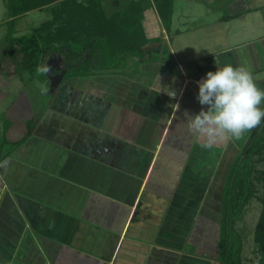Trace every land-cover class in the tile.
Instances as JSON below:
<instances>
[{
	"label": "crops",
	"instance_id": "1",
	"mask_svg": "<svg viewBox=\"0 0 264 264\" xmlns=\"http://www.w3.org/2000/svg\"><path fill=\"white\" fill-rule=\"evenodd\" d=\"M199 1L203 15L172 3L166 26L153 1L130 0L122 10L138 9L142 56H117L46 94L42 82L8 86L0 264H196V251L212 256L202 227L216 218L219 251L223 187L250 132L205 150L183 114L207 110L196 80L225 64L264 89V0Z\"/></svg>",
	"mask_w": 264,
	"mask_h": 264
},
{
	"label": "trees",
	"instance_id": "2",
	"mask_svg": "<svg viewBox=\"0 0 264 264\" xmlns=\"http://www.w3.org/2000/svg\"><path fill=\"white\" fill-rule=\"evenodd\" d=\"M8 10L9 30L6 33V53L15 62L19 71L32 75L38 66L44 65L56 55L57 64L65 69L62 79L88 75L97 66H106L117 56L134 54L141 45L142 35L139 18L133 6L108 14L102 0H5ZM166 26L169 25L173 0H153ZM137 3V2H136ZM47 8L51 18L32 28L29 35L14 36L11 28L15 19L34 9ZM113 57V58H110ZM121 61V60H120ZM41 82L50 84V78L41 77ZM35 118L26 121V133L15 146L24 141L33 131ZM8 143L7 140L4 141ZM10 145V144H8ZM14 145L11 144L10 147ZM3 145L0 146V148ZM264 121L254 128L244 142L242 153L232 162L227 181L222 191L221 235L219 264H243L241 239L235 229V221L254 190V180L260 181L263 194L262 209L254 230V241L262 254L259 264H264Z\"/></svg>",
	"mask_w": 264,
	"mask_h": 264
},
{
	"label": "rangeland",
	"instance_id": "3",
	"mask_svg": "<svg viewBox=\"0 0 264 264\" xmlns=\"http://www.w3.org/2000/svg\"><path fill=\"white\" fill-rule=\"evenodd\" d=\"M105 8L108 12L113 11H120L124 9L127 4H129L130 0H103ZM143 3H152L153 0H140ZM118 2V4L116 3ZM177 2V5H176ZM175 4V7L178 9H185L187 6L191 5L192 8H198L197 13H202L204 10L203 3L201 1H191V0H175L173 1ZM204 9V10H203ZM196 10V9H195ZM49 12L46 11V9H34L30 12H28L26 15H22L20 17H17L15 19V23L13 27L11 28V33L14 36H21V35H29L32 31V28L34 26H38L40 23L48 19ZM8 21V10H7V4L5 0H0V98L1 100L5 99L3 93L5 95H9L8 98L11 97L12 92L9 90V85H23L25 87H29L30 83H36L41 82V77L43 75L39 74L38 71L32 75L31 73L27 71H19L18 68L15 72L17 73L16 76H18L17 80H13V77H10V73L13 70L15 66V62L10 60V56L6 53V46L8 45V41L6 39V33H8L9 23ZM168 29V27H166ZM10 57V58H9ZM55 60L56 55L50 59L48 62V65L51 66L52 71L49 73L51 76H56V68H55ZM8 62V63H7ZM23 72V73H22ZM45 84V83H44ZM46 85V84H45ZM19 87V86H16ZM48 89H50V84H47ZM30 89V87H29ZM6 98L3 102L8 100ZM4 104L0 103V146L5 145L4 141L7 140L6 131L10 125V119L7 115V112L4 110ZM22 128V127H21ZM8 145V143H7ZM264 163L257 164L256 169L263 168ZM219 195L220 188L216 191ZM263 194L262 185L259 180H254V190L251 195V197L248 199L247 204L241 211V213L238 215L236 221H235V229L237 230L239 237L241 239L242 245H241V261L243 264H259L260 259L262 258V254L258 248V245L253 243V233L255 230V226L258 221L259 214L262 209V203L260 201V197ZM217 205V215H219L218 211L220 210L219 207V201L218 197H216ZM222 202V200H221ZM213 208V207H212ZM214 210V209H213ZM211 216L214 217V211L210 213ZM216 217V216H215ZM208 216L205 217L203 220H207ZM208 223V221H206ZM218 226L217 218L215 219V223H213V219L211 220L210 224H205V228L202 227V231H204L203 234V240L205 241V246H213L214 250L213 253L210 256V260H205V255L201 254V251H196L195 255V263L196 264H218V229L216 227ZM202 240V241H203ZM190 259V258H189Z\"/></svg>",
	"mask_w": 264,
	"mask_h": 264
},
{
	"label": "clouds",
	"instance_id": "4",
	"mask_svg": "<svg viewBox=\"0 0 264 264\" xmlns=\"http://www.w3.org/2000/svg\"><path fill=\"white\" fill-rule=\"evenodd\" d=\"M37 71L46 75L52 69L44 64ZM197 83V100L207 110L202 107L196 115L187 111L183 115L188 131L203 140V149L211 150L228 140H241L264 121V89L256 85L246 68L225 64L207 72L206 78ZM37 86L44 94L49 91L45 84Z\"/></svg>",
	"mask_w": 264,
	"mask_h": 264
},
{
	"label": "water",
	"instance_id": "5",
	"mask_svg": "<svg viewBox=\"0 0 264 264\" xmlns=\"http://www.w3.org/2000/svg\"><path fill=\"white\" fill-rule=\"evenodd\" d=\"M55 55L51 56L54 57ZM50 58V59H51ZM50 59L47 61L46 64H48V62L50 61ZM56 60H57V57H56ZM55 60V68L57 70L56 72V76H51L49 75V73L47 74V76L50 78V91H53L57 86L58 84L62 81V78H63V75L65 73V69H62L58 64H57V61Z\"/></svg>",
	"mask_w": 264,
	"mask_h": 264
},
{
	"label": "built area",
	"instance_id": "6",
	"mask_svg": "<svg viewBox=\"0 0 264 264\" xmlns=\"http://www.w3.org/2000/svg\"><path fill=\"white\" fill-rule=\"evenodd\" d=\"M203 78L202 77H200V78H198L197 80H196V84L198 85V81H200V80H202ZM199 86V85H198Z\"/></svg>",
	"mask_w": 264,
	"mask_h": 264
}]
</instances>
